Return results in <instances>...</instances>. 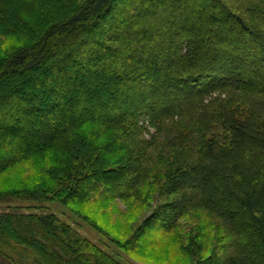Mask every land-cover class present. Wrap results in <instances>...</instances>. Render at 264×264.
<instances>
[{"label": "trees", "instance_id": "16d2710c", "mask_svg": "<svg viewBox=\"0 0 264 264\" xmlns=\"http://www.w3.org/2000/svg\"><path fill=\"white\" fill-rule=\"evenodd\" d=\"M263 50L264 0H0V174L39 168L0 190V258L125 264L25 202L126 254L173 233L192 264H264V103L233 101H264ZM132 202L151 212L120 240L104 215Z\"/></svg>", "mask_w": 264, "mask_h": 264}, {"label": "rangeland", "instance_id": "374dc122", "mask_svg": "<svg viewBox=\"0 0 264 264\" xmlns=\"http://www.w3.org/2000/svg\"><path fill=\"white\" fill-rule=\"evenodd\" d=\"M12 43H14V40H5L2 46L5 47L4 49H6L8 44ZM233 101L240 108L246 106L259 107L264 103V101L260 97L247 93H236L235 95H233ZM38 173L39 168L37 164L30 166V164L28 163H23L21 165L14 166L0 174V190L20 187L23 184L22 182L31 179L32 176H37ZM11 204L14 203H1L0 211H4L7 209L9 210L10 207H8V205ZM16 204L22 208V211L29 210L36 211L38 213H54L61 221L71 225L76 231L80 232L81 235L89 238L93 242L99 243L103 246L105 245L108 250L116 252V257L123 261L125 264H192L189 259H186V257H183L179 253L173 233L158 235V241H156L155 244L153 243L151 246H148L144 251H140L135 254H126L123 251L117 249V247H115L111 243L107 242V240L103 236H100L97 231H95L87 223H85L81 219V215H83L82 212H79V215L74 214L71 211L74 210V208L69 209L68 207H63L62 205L55 203H43L39 204L37 207L32 203L22 202ZM130 205L131 206H129L127 211L128 215L126 216L122 215V217H120L117 215L118 213H116V215H112L111 219H109V215H104V219L112 223H123V229H119V231H121L122 233L119 237L115 235L117 238H120V240L128 238L131 231L137 226V224H139L145 218V216H147L151 212L152 203L150 204V202H147V204H138L132 202V204ZM115 207L117 208V212H119L121 209L125 211L126 206L125 204L119 202ZM25 208H28V210ZM123 219L127 221L124 223ZM99 222L101 224V221ZM109 228L111 229V226H109ZM0 264L8 263L0 258Z\"/></svg>", "mask_w": 264, "mask_h": 264}, {"label": "bare ground", "instance_id": "6f19581e", "mask_svg": "<svg viewBox=\"0 0 264 264\" xmlns=\"http://www.w3.org/2000/svg\"><path fill=\"white\" fill-rule=\"evenodd\" d=\"M205 32H207V31H205ZM205 32H204L203 34H206ZM197 35H198V34H197ZM201 35H202V33H201ZM189 37H190V36H189ZM197 37H199V36H197ZM200 37H201V36H200ZM201 38H202V37H201ZM193 39H194V38H193ZM232 39H233V38H232ZM180 40H181V39H180ZM189 41H190V40H189ZM191 41H193V40L191 39ZM194 41H195V40H194ZM199 41H200V40H199ZM201 41H202V40H201ZM201 41H200V42H201ZM233 41H234V40H233ZM237 42H238V41H237ZM175 43H176V42H175ZM179 43H180V42H179ZM192 43H193V42H192ZM196 43H197V42H196ZM196 43H195V45H196ZM204 43H205V42H204ZM204 43H203V44H204ZM208 43H209V42H208ZM234 43H236V41H234ZM234 43H233V45H234ZM238 43H239V42H238ZM193 44H194V43H193ZM240 44H241V43H240ZM201 45H202V44H201ZM205 45H206V44H205ZM262 45H263V44H262ZM245 46H246V45H245ZM176 47H177V46H176ZM188 47H189V46H188ZM188 47H187V48H188ZM200 47H201V46H200ZM200 47H199V48H200ZM204 48H205V47H204ZM234 48H236V47H234ZM234 48H231V47H230V49H234ZM241 48H242V47H241ZM241 48H240V49H241ZM248 48H249V47H248ZM128 49H129V48H128ZM228 49H229V48H228ZM243 49H244V48H243ZM250 49H251V48H250ZM187 50H188V49H187ZM206 50H208V49L206 48ZM211 50H212V49H211ZM184 51H185V50H184ZM200 51H201V50H200ZM219 51H220V50H219ZM224 51H225V50H224ZM245 51H247V50H245ZM260 51H261V49H260ZM263 51H264V50H263ZM198 52H199V51H198ZM216 52H217V51H216ZM216 52H215V53H216ZM232 52H234V50H232ZM238 52H239V51H238ZM258 52H259V51H258ZM222 53H223V52H222ZM224 53H225V52H224ZM227 53H228V52H226V54H227ZM235 53H236V52H235ZM235 53H234V54H235ZM256 53H257V52H256ZM187 54H188V53H187ZM210 54H211V52H210ZM210 54H208L207 57H208ZM252 54H253V53H252ZM259 54H260V53H259ZM263 54H264V52H263ZM202 55H203V54H202ZM202 55H201V56H202ZM216 55H217V54H216ZM219 55H220V54H219V52H218V55H217V56L219 57ZM224 55H225V54H224ZM179 56H181V55H179ZM217 56H216V57H217ZM222 56H223V54H222ZM222 56H221V57H222ZM260 56H261V55H260ZM202 57H203V56H202ZM204 57H205V56H204ZM221 57H219V58H221ZM233 57H234V56H233ZM242 57H243V56H242ZM246 57H247V56H246ZM255 57H257V56H255ZM261 57H262V56H261ZM263 57H264V56H263ZM263 57H262V58H263ZM208 58H209V57H208ZM191 59H192V58H191ZM228 59H231V58H228ZM233 59H235V57H234ZM238 59H239V57H238ZM260 59H261V58H260ZM182 60H183V59H182ZM202 60H204V59H202ZM206 60H207V58H206ZM213 60H214V59H213ZM223 60H224V59H223ZM258 60H259V59H258ZM207 61H209V60H207ZM207 61H206V62H207ZM210 61H211V60H210ZM214 61H215V60H214ZM225 61H226V60H225ZM228 61H229V60H227L226 62H228ZM239 61H240V60H239ZM261 61H264V60L261 59ZM202 62H203V61H202ZM215 62H216V61H215ZM218 62L221 63V60H219ZM226 62H225V63H226ZM231 62H232V61H231ZM233 62L235 63V61H233ZM233 62H232V63H233ZM197 63H198V62H197ZM207 63H210V62H207ZM240 63H241V61H240ZM203 64L205 65V63H202V65H203ZM216 64H217V62H216ZM237 64H238V60H237ZM197 65H199V63H198ZM206 65H207V64H206ZM229 65H230V64H229ZM231 65H232V64H231ZM239 65H240V64H239ZM239 65H237L238 68L240 67ZM212 66H213V65H212ZM219 66H220V65H219ZM223 66H224V65H223ZM237 66H236V67H237ZM153 67H154V66H153ZM161 67H162V66H161ZM207 67H208V66H207ZM229 67H234V66H229ZM236 67H235L234 69H236ZM241 67H242V66H241ZM149 68H150V67H149ZM180 68H181V67H180ZM212 68H213V67H212ZM214 68H215V67H214ZM146 69H147V68H146ZM152 69H153V68H152ZM210 69H211V68H210ZM220 69H221V68H220ZM243 69H244V67H243ZM150 70H151V69H149V71H150ZM157 70H158V69H157ZM236 70H237V69H236ZM239 70H240V69H239ZM158 71H159V70H158ZM162 71H163V70H162ZM231 71H232V70H231ZM155 72H156V70H155ZM239 72H240V71H239ZM159 73H160V72H159ZM236 74H237V72H236ZM154 75H155V74H154ZM241 75H243V74H241ZM158 76H159V75H158ZM161 76H162V75H161ZM167 76H168V75H167ZM246 76H247V75H246ZM246 76L244 75V77H246ZM198 77H199V76H198ZM247 77H248V76H247ZM166 78H167V77H166ZM248 78H249V77H248ZM250 78H251V77H250ZM167 79H168V78H167ZM167 79H166V80H167ZM245 79H246V78H245ZM261 79H262V78H261ZM166 80H165V81H166ZM232 80H233V79H232ZM241 80H242V79H241ZM263 80H264V79H263ZM198 81H199V80H198ZM247 81H248V80H247ZM251 81H253V80H251ZM255 81H257V80H255ZM166 82H167V81H166ZM166 82H165V83H166ZM189 82H190V81H189ZM189 82H188V83H189ZM257 82H258V81H257ZM263 82H264V81H263ZM132 84H134V83H132ZM239 84H240V83H239ZM257 84H258V83H256V85H257ZM134 85H135V84H134ZM134 88H135V87H134ZM189 88H190V87H189ZM194 88H195V87H194ZM192 91H193V90H192ZM192 93H193V92H192ZM150 101H151V100H150ZM147 105H148V104H147ZM139 106H140V105H139ZM144 106H145V105H144ZM141 107H142V106H141ZM157 109H158V108H157ZM146 110H147V109H146ZM150 111H151V109H150ZM153 111H154V110H153ZM156 111H157V110H156ZM154 112H155V111H154ZM159 113H160V112H158V114H159ZM91 128H92V127H91ZM153 130H154V129H153ZM137 151H139V150H137ZM178 206H179V205H178ZM178 209H179V208H178ZM163 211H164V210H163ZM157 217H158V216H157ZM160 217H161V216H160ZM200 228H201V227H200ZM108 259H109V258H108ZM109 261H111V260H109ZM114 263H115V262H114Z\"/></svg>", "mask_w": 264, "mask_h": 264}]
</instances>
